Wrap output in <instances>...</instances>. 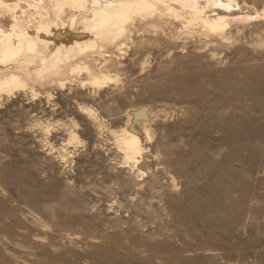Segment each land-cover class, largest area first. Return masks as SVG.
<instances>
[{"label": "bare ground", "instance_id": "6f19581e", "mask_svg": "<svg viewBox=\"0 0 264 264\" xmlns=\"http://www.w3.org/2000/svg\"><path fill=\"white\" fill-rule=\"evenodd\" d=\"M177 51L185 57H197L193 65L198 73L192 78L199 80L187 85L185 90L203 103L207 116L201 118L197 112L183 134L198 140L207 150L214 144L226 148L229 153L226 161L209 158L204 161V154L193 150L184 152L185 149L182 150L186 154L185 162L178 151L171 153L166 149L154 153L153 147L160 144L155 128L166 125L165 116L153 107L128 108L124 112V125L118 130L107 121V115L118 114L113 105L124 98L114 93L126 86L131 67L140 65L146 71L153 60L163 58L166 62ZM24 101L29 106H24ZM61 101L63 106L59 107ZM100 102L106 105L105 114L96 108L95 103ZM43 103L50 112L39 109ZM9 107L13 109L11 112ZM0 113H5L0 118L4 124L0 128V153L4 154L13 150L12 130L29 116L34 117L33 125L41 127L47 136L65 133L67 140L63 148L78 142L80 126L74 118L55 125L51 118L78 115L90 123L99 139L105 134L112 135L121 156L117 162L119 169L128 175V179L114 182L117 181L118 188L123 187L125 195H135L132 204L141 206L139 212H134L136 218H148L142 213L146 210L158 219L157 222L153 219V228L141 220L125 232L131 236L146 229L160 235L162 229L173 228L176 234L172 236L181 246L143 242L134 235L129 243L108 242L102 243L103 247L120 249L132 259H142L144 264H195L193 258H184L183 246L193 254L208 253L202 259L235 261L236 257L231 259L228 253H217V250L224 251L221 236H212V247L201 240L192 245L186 242L188 235L179 226L199 225L206 229L211 216L223 218L229 207L247 211V218L257 211L264 213V206L260 205L263 197L251 196L250 187L254 182L264 184V0H0ZM210 138L214 140L212 144L208 142ZM163 139V145H173L169 144L174 140L171 135H163ZM43 143L56 150L48 140ZM61 153V161L67 163ZM162 155H173V158L166 156L165 160ZM171 165L178 166V172L172 171ZM204 169H208L205 174L212 175L210 178L214 180L212 193L208 198L191 201L192 193L182 192L178 179L191 182ZM149 178L153 182L148 189L141 182ZM11 188L12 178L1 172L0 195L10 203V210L6 206L8 209L2 208L0 214L3 217L11 214L8 217L12 222L11 225L3 222L0 228V264H16L2 247H24L32 243L45 251V242L58 244L65 239L79 246L92 244L89 234L73 232V221L45 205L56 199L51 188L19 183L18 198L11 195ZM164 188L170 191L162 193ZM183 195L187 199L180 204L179 197ZM234 195L240 197L239 202L235 198L229 206L225 205L224 200ZM31 201L44 205L40 209L31 208ZM14 214H21L23 220L14 219ZM243 216L246 219L244 213ZM220 224L224 227L217 226L216 231L221 229L231 238L232 220ZM196 236L201 235L196 233ZM232 246L236 248L235 244ZM42 254L43 258L48 256L46 252Z\"/></svg>", "mask_w": 264, "mask_h": 264}, {"label": "rangeland", "instance_id": "374dc122", "mask_svg": "<svg viewBox=\"0 0 264 264\" xmlns=\"http://www.w3.org/2000/svg\"><path fill=\"white\" fill-rule=\"evenodd\" d=\"M195 60H197V57L195 59H192V57H185V55H182L177 51L176 55L170 57L166 62H163V58H160V60L157 61L153 60L147 68L148 70L145 69L146 71L140 69V65L131 67L128 78L125 82L126 86L124 89L115 91L114 93V95H122L124 99L113 105V107L118 110V114L106 116L108 117L107 121L110 127L118 130L124 125V112L128 108L139 107L142 105L150 106L161 111L162 115L165 116L164 125H166V127L155 128L156 139L160 144L153 147L152 151L154 153L157 151L163 152V150L166 151V149L171 153L178 151L180 152L179 156L181 160L185 162L186 160L184 159L186 158V154L183 153V151L188 152L193 150L199 154H204V161L206 158L211 160L220 159V162L228 160V156L226 155L229 153L226 148H218V146H215L214 144L211 145V149L208 148L207 150L205 147L203 148L202 144H199L198 140L190 139L189 136L183 134V131L189 126L188 122L194 118V115L197 112L201 113L199 115L201 118H207L206 112H203V103L198 102L194 97H191L185 90L187 85L193 84L197 79L199 80V78H192L193 75L198 73L196 67L193 65ZM207 80L208 79L206 78V81ZM101 102H103V100ZM101 102L95 103L96 108L105 114L104 109H106V105L104 106ZM27 103L28 101H24V106H29ZM61 104L63 106V101L59 103V107ZM73 106L74 105H71L72 108H74ZM11 108L12 107L8 108V112L13 110ZM40 108L50 112L48 105L45 103H43L39 109ZM205 108H207V105ZM228 111L231 110H224V112ZM3 116H5V113H0V118ZM71 118H74L80 126V130L77 133L79 140L77 143L73 145L71 144L67 147L65 146L64 148L62 145L67 140V135L65 133L55 137L51 135L47 136L41 127L33 125V116H29L28 119H24L17 123L16 128L19 129L17 130L14 128L12 130L13 137L11 139H15V141H11L13 150H9L7 154L0 153V173L4 172L5 175L12 178L13 188H11V195L15 198H18L19 195V189L16 188L19 183H25L28 187L33 188H51L53 192H55L56 199L45 203V205L50 208L52 207L51 209H53V212L55 211V213L60 214L63 218L73 221L71 228L73 232L77 231L78 233H81L82 231V233L89 234V236L93 238L91 240L92 244L88 246H79L70 243L69 239L63 241L59 240L58 244H49V241H47L45 242V251H42L38 245L36 246L32 243H29L24 247L13 245L10 247H2L6 253L5 255L11 258L16 264H106L111 262L128 263L131 261H137L140 264H144L142 259H132L129 254L120 249L116 251L113 247H103L101 244H108V242L114 244L129 243L131 239L130 237L136 235L135 237H138V239L140 238L139 240L143 242H160L166 245L181 247L179 245L180 243L172 236L173 234H176V232H174L175 229L173 228H170V230L162 229L160 235L147 232L146 229L131 233V236L125 232L129 229L135 228L136 223L141 222V220H143L141 223H146V225L151 228L153 219L155 222H157L158 219L155 218L154 214L148 215L146 210L142 213L147 215L146 217L148 218L145 220L140 217L136 218V213L134 212H139L141 206H134L132 204V197L135 195H125L124 190L122 189L123 187L120 185L121 189L118 188L117 181L114 182L115 179L126 180L128 179V175L119 169L118 163L121 161V156L117 152L112 135L105 134L102 139H99L91 128L90 123L79 118L78 115H72L69 118H66L65 116L51 118L53 119L51 123L54 125L58 123H68ZM2 127H4V124L0 123V128ZM167 134L171 135L174 139L173 142L171 141L169 144L176 145L175 148L173 145L170 147L168 145H163V135ZM44 140L51 142L56 150L45 147L43 143ZM208 142L212 144L214 140L210 138ZM191 144L197 145V147L192 146ZM158 147H160V149ZM59 153L66 156L67 163L61 161ZM4 156H6V159L3 158ZM166 156L162 155L165 160ZM167 157L173 158V155ZM171 169L174 172H178L179 170L176 165H171ZM200 171L197 175L203 173L204 176L201 174L198 178H193L194 180L191 182L187 179H178L181 191L183 190L182 192L184 193H192L191 197L189 196L191 201L194 199L196 200V198L197 200L200 198H208L213 190L214 180H211L210 178L212 175L205 174L208 169H204L202 172ZM192 172L197 173L198 171L196 172V170H192ZM145 181L141 183L144 184L145 188L149 189L153 180L149 178ZM192 183H194L195 186ZM250 187L251 196H262L264 199V184L254 182L251 183ZM169 191V189L164 188L162 193H167ZM186 199V195L180 196V204H183ZM234 199L239 202L240 197L234 195L231 199H225V205L229 206L228 203ZM155 203L157 204V202H154V204ZM43 205V203L41 204L38 201H31L29 207L40 209ZM260 205L264 206V202ZM6 206L9 208L7 209L10 210V203L4 200L0 195V210L2 208L6 209ZM138 207L139 210L137 209ZM236 208L237 211L234 210V208L229 207L224 211L223 218L220 219L215 215L211 216V219L208 217L209 221L206 225V229H211L209 232H205L206 229H202L199 225L194 226L193 228H188L185 224L179 226L180 230H184L185 236L186 234L188 235L186 236V242L188 241V243L192 245H196L198 243L197 241L201 240V243H206L212 247L211 242L214 241L212 236L215 234H217L215 235L216 237L221 236L223 239L221 243L224 246H222L223 248L220 246L219 249L222 248L224 251L217 250V253L219 252L223 255L228 253L226 255L231 257V259L236 257L235 261L232 260L225 263L221 260L214 262L209 259H202L208 253H204V256L202 253H198L199 256L201 255L199 257L197 253L193 254L192 251H187L189 249L183 246L184 258L187 260H191L188 258H193L194 261H196L195 264H264V213L257 211L254 213L256 215L252 214L251 217L247 218V211H243L241 210L242 208L239 207ZM243 213L246 215V219H244ZM10 215L6 214V217H3L0 214V228L3 227V222H6L4 224L11 225L12 220L8 217ZM14 216V219H19L20 221L23 220L21 214H14ZM167 219L169 220L170 218L168 217ZM231 220L232 229H230V231H233V236H231V238L226 237L221 229V233L216 231L217 226L224 227L220 223L223 222L224 224V222H230ZM245 220L247 221V224H245ZM54 222L58 223V220H55ZM226 231L230 232L229 229ZM196 233L201 236H196ZM163 235L167 237H163ZM241 235L242 237H240ZM192 238L196 240L193 239V241H191L190 239ZM232 244L236 245L235 249H233L234 246H232ZM225 246L227 247L224 248ZM43 252H46V255L48 256L43 258ZM166 255L167 254H162L163 257H166ZM49 257H52V259ZM167 257L171 258L172 256L169 254Z\"/></svg>", "mask_w": 264, "mask_h": 264}]
</instances>
